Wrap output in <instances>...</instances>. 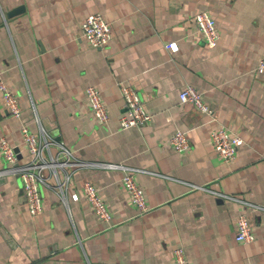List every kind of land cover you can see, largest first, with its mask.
Here are the masks:
<instances>
[{
  "label": "crops",
  "instance_id": "crops-1",
  "mask_svg": "<svg viewBox=\"0 0 264 264\" xmlns=\"http://www.w3.org/2000/svg\"><path fill=\"white\" fill-rule=\"evenodd\" d=\"M202 10L220 33L214 47L194 20ZM91 13L110 23L111 39L100 48L83 34ZM261 57L264 0H0V79L22 108L16 117L0 106V137L28 160L22 127L37 134V117L78 158L138 169L134 177L150 206L139 212L123 185V168L87 166L70 174L65 201L42 187L43 210L33 214L21 179L0 174V264H176L180 246L189 264H264ZM123 84L135 87L151 112L145 125L121 127ZM89 85L101 93L105 123L91 109ZM187 85L201 92L217 118L180 99ZM219 125L243 139L229 161L210 138ZM177 130L190 139L186 151L170 142ZM6 167L0 151V170ZM87 180L109 219L83 194ZM241 212L250 219L252 241L236 239Z\"/></svg>",
  "mask_w": 264,
  "mask_h": 264
},
{
  "label": "built area",
  "instance_id": "built-area-1",
  "mask_svg": "<svg viewBox=\"0 0 264 264\" xmlns=\"http://www.w3.org/2000/svg\"><path fill=\"white\" fill-rule=\"evenodd\" d=\"M195 23L197 29L203 36L204 42L209 47L217 45L220 33L213 17L202 10L196 13ZM83 34L88 42L94 47H103L111 39L110 23L104 19L100 13H91L82 22ZM168 47H176L175 43H168ZM258 73H264V57H261L256 65ZM0 90L2 99L0 106L5 107L8 112L16 117H20L22 108L18 96L10 91L5 82L0 79ZM122 96L124 99V113L119 122L122 128L130 126H142L152 119V114L144 106L143 101L132 85H121ZM86 96L91 109L99 122L105 123L109 118L108 110L102 100L101 93L94 85L86 87ZM180 99L186 102H192L200 112L208 113L217 118V111L209 103L205 102L201 92L193 85H187L180 92ZM39 131L33 133L27 125L22 127L23 138L29 151V159L22 160L19 150L12 145L4 136L0 137V151L7 162V167L0 170V174H16L22 181L24 195L28 208L33 214H39L43 210L42 205V187H51L57 195L65 201L68 192V181L70 174L75 169L87 166H102L112 168H123L125 174L122 177L123 185L130 194L133 201L137 204L139 212H145L150 209L144 197L143 187L137 182L133 171L138 170L134 167L122 163L110 161H90L78 158L74 151L61 139L47 131L39 122ZM210 138L212 144L219 155L226 161L233 159L236 155L239 145L243 139L223 125L214 129ZM170 142L177 151H186L191 147L189 137L182 131L177 130ZM64 171V178L59 176V171ZM51 176L56 179L55 184L50 182ZM198 188H206V185H193ZM83 194L91 203L94 211L101 219H109L111 213L107 208L103 198L99 195L96 185L92 181L83 183ZM220 197H231L221 191H214ZM77 198V194H73ZM246 206L252 208H262L261 205L245 201ZM237 232L236 239L239 241H252L255 238L250 219L246 212H241L236 221ZM174 258L176 264H189L183 247L174 249Z\"/></svg>",
  "mask_w": 264,
  "mask_h": 264
},
{
  "label": "water",
  "instance_id": "water-1",
  "mask_svg": "<svg viewBox=\"0 0 264 264\" xmlns=\"http://www.w3.org/2000/svg\"><path fill=\"white\" fill-rule=\"evenodd\" d=\"M18 10H20V7H18V8H16V9H14L13 11H11L10 13H12V12H16V11H18Z\"/></svg>",
  "mask_w": 264,
  "mask_h": 264
}]
</instances>
